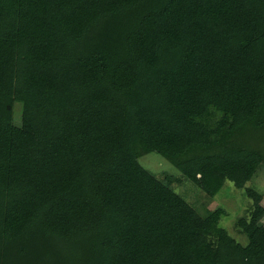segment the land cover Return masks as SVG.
Here are the masks:
<instances>
[{
  "label": "trees",
  "instance_id": "trees-1",
  "mask_svg": "<svg viewBox=\"0 0 264 264\" xmlns=\"http://www.w3.org/2000/svg\"><path fill=\"white\" fill-rule=\"evenodd\" d=\"M262 167L264 0H0V264H264Z\"/></svg>",
  "mask_w": 264,
  "mask_h": 264
},
{
  "label": "rangeland",
  "instance_id": "rangeland-1",
  "mask_svg": "<svg viewBox=\"0 0 264 264\" xmlns=\"http://www.w3.org/2000/svg\"><path fill=\"white\" fill-rule=\"evenodd\" d=\"M15 109V114L17 111L18 118L21 120V111L20 106ZM20 113V115H19ZM20 120L17 119V125H20ZM142 164L149 168L154 172H163V171H171L174 174L179 175L177 169L171 166L167 161H165L161 156L158 155H148L142 159ZM248 188H252L263 195L264 197V167H262L256 174V176L252 179L251 182L247 184ZM184 194H186L189 199L194 202L199 203V206L208 210H216L219 207H224L229 213V216L225 218L224 224L230 233L236 237L240 241H245V238H242L237 233V230L234 228V221L237 217L243 214L245 209H247L249 205V199L244 196V191L237 189L232 183H228L223 191L218 194L215 198L206 197L204 194H201L198 190L192 189L191 187H184L181 190ZM192 201V202H193ZM264 207V198L261 203ZM264 223V221H263ZM246 243V242H245Z\"/></svg>",
  "mask_w": 264,
  "mask_h": 264
}]
</instances>
